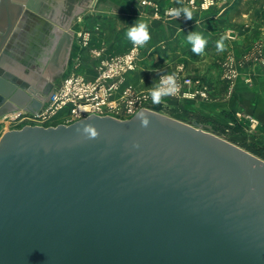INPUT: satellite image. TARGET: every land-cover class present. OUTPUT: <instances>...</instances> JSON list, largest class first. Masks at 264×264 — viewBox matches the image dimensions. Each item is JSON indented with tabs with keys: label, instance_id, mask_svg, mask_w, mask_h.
Masks as SVG:
<instances>
[{
	"label": "water",
	"instance_id": "1",
	"mask_svg": "<svg viewBox=\"0 0 264 264\" xmlns=\"http://www.w3.org/2000/svg\"><path fill=\"white\" fill-rule=\"evenodd\" d=\"M41 6L0 0V118L51 93L11 63ZM159 111L4 132L0 264H264V160Z\"/></svg>",
	"mask_w": 264,
	"mask_h": 264
},
{
	"label": "rangeland",
	"instance_id": "2",
	"mask_svg": "<svg viewBox=\"0 0 264 264\" xmlns=\"http://www.w3.org/2000/svg\"><path fill=\"white\" fill-rule=\"evenodd\" d=\"M76 1L79 0H63L57 3L61 5L60 25H69V23L71 25H81L86 21V9L83 10L82 7H87L88 4L84 0V3H81L80 6L72 7ZM175 1H177V4L186 6L192 12L203 11L208 13L215 11L216 16H221L228 9L231 10L228 20L234 24V27L219 32L220 36L222 35L226 41L230 42V49L224 53L225 51H219L217 47L210 45L204 53H192L191 58L179 60L176 65H173V68L164 69L165 71L160 70V73L153 79V87L148 90L137 89L125 84L127 74L134 71L138 62L139 50L136 44L123 53L102 59L98 66V73L94 78H86L74 71L52 78L53 83H61L63 78L68 75H74V77L88 83L94 82L102 72L103 62H110L118 58L115 61H121L117 62L120 66L124 61L123 56L134 49L136 55L131 70L120 73L119 77L115 76L117 77L116 88L108 94V100L114 106L104 109L103 114L118 120H127L132 117V112L127 111L130 101L133 102L132 110L134 112L142 106L157 105L161 107L159 113L162 115L186 124L198 121L201 125H209V130L203 128L201 130L229 141L243 150L242 145L252 148H264V125L252 114L250 108H239L234 100L235 95H238L240 99L246 98L248 95L246 92L235 93L238 85H253L256 81L254 78L255 73L264 76V30L259 24L263 19L262 16H264V0H211L207 8L204 7L205 0ZM146 3L152 7L153 12L157 15L175 18L169 13L176 6H169L162 13L159 4L150 0H147ZM258 7H261L263 11L256 12ZM71 11L76 12L73 18L70 17ZM77 12L79 13L77 14ZM211 15L213 16V13ZM252 16L255 19H252ZM179 17H181V14ZM30 24L28 22V25L26 27L24 25L21 30L18 40L25 44L17 47V50L26 60L31 59L33 56L34 60L29 64L32 65L34 70L41 72L42 57L44 58V55L40 52L29 51V41L37 38L35 35L32 36L29 29ZM249 24H254L255 29L252 28L254 35L251 36V33L247 37L242 36V30H246ZM88 37V32H80L81 47H86ZM238 40H240V44H237ZM21 47H23L24 52L21 51ZM169 77L172 78L176 90L171 94L163 95L159 103H154L151 92L160 87L172 86V84L165 83ZM109 80L102 78L100 84L105 86ZM260 88L255 92V95L259 97L262 96V92L259 91ZM12 114L9 113V116L6 115L7 117L0 118V138L4 132L20 130L24 126L55 127L75 122V118L71 116L67 109L45 123L21 118L10 120Z\"/></svg>",
	"mask_w": 264,
	"mask_h": 264
},
{
	"label": "crops",
	"instance_id": "3",
	"mask_svg": "<svg viewBox=\"0 0 264 264\" xmlns=\"http://www.w3.org/2000/svg\"><path fill=\"white\" fill-rule=\"evenodd\" d=\"M40 1L41 8L36 13L32 12L33 17L26 19L24 25L26 27L28 22L31 23L30 32L32 36L37 37L29 41V51L44 55L41 72L34 70L29 64L33 62V56L28 61L18 53L17 47L25 44L20 40L14 42L15 50L11 58L12 70L25 77L27 84L36 82L35 77L40 75L53 82L52 78L74 71L86 78H94L102 59L123 53L134 45L127 33L137 22L146 23L150 35L149 41L137 45L138 62L134 71L125 78V84L137 89H151L154 84L153 79L160 70H169L179 60L191 58L194 52L193 44L187 39L190 34H199L205 40L202 53L206 52L210 45L217 47L218 43L223 45L224 53L231 46L230 42L219 34L220 31L234 27V24L228 20L231 12L229 9L221 16H216L215 11L208 13L194 11L192 19H185L183 12L179 18H166L154 13L152 7L146 3L147 0H85L88 5L82 9H86V21L81 25L70 23L60 25L61 5L57 3L63 0ZM150 1L159 4L162 13L169 6H176L175 9L187 8L177 4L175 0ZM81 3H84V0L76 1L72 7L76 8ZM261 11H263L261 7L256 8V12ZM70 15L73 18L76 12L71 11ZM262 17L259 24L264 30V16ZM252 19L255 17L252 16ZM252 28L255 29L254 24H249L246 30H242L241 35L246 37L251 33V36L254 35ZM83 31L88 32L89 36L86 47L80 46V32ZM64 35L68 37L67 40L64 39ZM238 43L240 44V40L237 41ZM21 48L24 52L23 47ZM256 74L254 77L256 84L238 85L235 90V93L240 94L246 92L247 97L240 99L235 95L234 100L239 108H250L252 114L264 125V76ZM258 88L262 92L261 97L255 95Z\"/></svg>",
	"mask_w": 264,
	"mask_h": 264
},
{
	"label": "built area",
	"instance_id": "4",
	"mask_svg": "<svg viewBox=\"0 0 264 264\" xmlns=\"http://www.w3.org/2000/svg\"><path fill=\"white\" fill-rule=\"evenodd\" d=\"M135 55L134 49L124 55V61L120 66H118L117 62L121 61H115L118 58L110 62H103L104 67L99 74V78L91 83L74 77V75L66 76L61 83H53L50 95L46 97L40 95L39 99L42 100V106L39 111L21 110L16 112L13 117L11 116L10 120L21 118L23 120L45 123L66 109L69 110L75 121L90 115L109 116L102 113L104 109L113 105L108 100V94L116 88L117 77H119L120 73L131 70ZM102 78L110 79L107 85L103 86L100 84ZM133 106L132 101L127 106V111L132 112V116L140 110H151L155 107L142 106L134 112L132 110Z\"/></svg>",
	"mask_w": 264,
	"mask_h": 264
},
{
	"label": "clouds",
	"instance_id": "5",
	"mask_svg": "<svg viewBox=\"0 0 264 264\" xmlns=\"http://www.w3.org/2000/svg\"><path fill=\"white\" fill-rule=\"evenodd\" d=\"M210 3H211V0H205L204 7L207 8L208 4ZM181 12L184 13L185 19H192V11H190L188 8L174 9V10H171L169 14L176 18L180 16ZM127 34H128V37L136 45H143L147 41L150 40V35L148 32L146 23L137 22L128 30ZM187 39L189 43L193 44L192 51L196 54H201L203 51L204 45H205V40L199 34H196V33L190 34ZM217 48L219 51H223L222 44L218 43ZM165 83L172 84V86L160 87L151 92V96H152L154 103H159L163 95L171 94L172 92L176 90L171 77H169ZM147 123H148V120L144 119L143 124L146 126ZM92 134L93 136H95V132H93Z\"/></svg>",
	"mask_w": 264,
	"mask_h": 264
},
{
	"label": "trees",
	"instance_id": "6",
	"mask_svg": "<svg viewBox=\"0 0 264 264\" xmlns=\"http://www.w3.org/2000/svg\"><path fill=\"white\" fill-rule=\"evenodd\" d=\"M198 122V121H197ZM245 151L259 157L260 159L264 160V148H252L247 145H242Z\"/></svg>",
	"mask_w": 264,
	"mask_h": 264
},
{
	"label": "bare ground",
	"instance_id": "7",
	"mask_svg": "<svg viewBox=\"0 0 264 264\" xmlns=\"http://www.w3.org/2000/svg\"><path fill=\"white\" fill-rule=\"evenodd\" d=\"M39 94H40V93H39ZM21 110H22V109H20V110L18 109V110H16V111L11 112V113H13V114H12V117L16 114V112H19V111H21ZM7 116H9V114H7ZM7 116L5 115V117H7ZM7 119H8V118H7Z\"/></svg>",
	"mask_w": 264,
	"mask_h": 264
}]
</instances>
